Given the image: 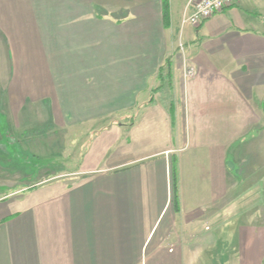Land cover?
I'll list each match as a JSON object with an SVG mask.
<instances>
[{"label":"crops","instance_id":"1","mask_svg":"<svg viewBox=\"0 0 264 264\" xmlns=\"http://www.w3.org/2000/svg\"><path fill=\"white\" fill-rule=\"evenodd\" d=\"M191 10L0 0V167L90 128L81 179L0 193V264H264V0Z\"/></svg>","mask_w":264,"mask_h":264},{"label":"rangeland","instance_id":"2","mask_svg":"<svg viewBox=\"0 0 264 264\" xmlns=\"http://www.w3.org/2000/svg\"><path fill=\"white\" fill-rule=\"evenodd\" d=\"M89 129L88 126H82L75 130H49V132L44 135L31 137V139L25 141L26 147H44L43 150L46 151L45 154H34L32 152L31 155H29V152L22 151L21 147L12 145L9 150H12L13 155L10 156L19 161V164L17 161L14 162L10 160L8 167H0V172H2L0 174V184L1 182L4 184L8 183L10 186L0 187V193L23 188L20 184L26 182L22 181L21 178L27 176V172L33 177H37L38 174L50 172L57 173L60 176L63 174L62 178L72 179V182L81 179V176L70 173L79 169L81 155L89 142ZM3 157L5 159L8 158L6 155ZM45 164L47 168L39 172V166L43 167ZM67 174L68 176H66Z\"/></svg>","mask_w":264,"mask_h":264},{"label":"built area","instance_id":"3","mask_svg":"<svg viewBox=\"0 0 264 264\" xmlns=\"http://www.w3.org/2000/svg\"><path fill=\"white\" fill-rule=\"evenodd\" d=\"M238 0H192V10L185 16L184 22L194 27L200 26L204 21L211 18L218 12L235 4ZM184 46L181 45L180 48ZM188 74L193 75L194 71L189 70Z\"/></svg>","mask_w":264,"mask_h":264},{"label":"trees","instance_id":"4","mask_svg":"<svg viewBox=\"0 0 264 264\" xmlns=\"http://www.w3.org/2000/svg\"><path fill=\"white\" fill-rule=\"evenodd\" d=\"M163 2H164V11H165L166 18H167L168 12H169L170 0H163ZM163 68L164 67L160 68V72H159L160 77L163 75V73H162L163 72ZM262 108H263V111H264V102L262 104Z\"/></svg>","mask_w":264,"mask_h":264}]
</instances>
